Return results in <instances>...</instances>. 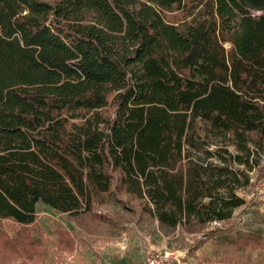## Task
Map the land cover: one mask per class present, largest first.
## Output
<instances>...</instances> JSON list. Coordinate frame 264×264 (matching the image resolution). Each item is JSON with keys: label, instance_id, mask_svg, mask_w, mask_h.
I'll use <instances>...</instances> for the list:
<instances>
[{"label": "trees", "instance_id": "trees-1", "mask_svg": "<svg viewBox=\"0 0 264 264\" xmlns=\"http://www.w3.org/2000/svg\"><path fill=\"white\" fill-rule=\"evenodd\" d=\"M263 148L264 0H0V218L225 220Z\"/></svg>", "mask_w": 264, "mask_h": 264}, {"label": "rangeland", "instance_id": "rangeland-1", "mask_svg": "<svg viewBox=\"0 0 264 264\" xmlns=\"http://www.w3.org/2000/svg\"><path fill=\"white\" fill-rule=\"evenodd\" d=\"M257 160L238 190L246 203L221 221L163 227L124 192L127 206L104 192L76 214L39 202L30 224L0 218V232L20 250L4 264H148L151 252L167 255L166 264H264V148Z\"/></svg>", "mask_w": 264, "mask_h": 264}, {"label": "built area", "instance_id": "built-area-1", "mask_svg": "<svg viewBox=\"0 0 264 264\" xmlns=\"http://www.w3.org/2000/svg\"><path fill=\"white\" fill-rule=\"evenodd\" d=\"M147 260L148 264H166L165 260H167V255L151 252L147 257Z\"/></svg>", "mask_w": 264, "mask_h": 264}]
</instances>
